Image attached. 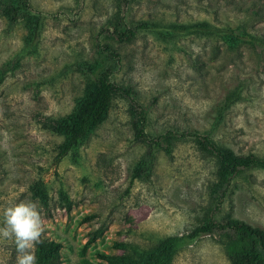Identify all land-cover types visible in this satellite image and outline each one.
I'll use <instances>...</instances> for the list:
<instances>
[{
	"label": "rangeland",
	"instance_id": "374dc122",
	"mask_svg": "<svg viewBox=\"0 0 264 264\" xmlns=\"http://www.w3.org/2000/svg\"><path fill=\"white\" fill-rule=\"evenodd\" d=\"M28 1L44 16L32 54H20L24 24L0 16V72L7 68L0 73V226L7 207L38 201L42 239L61 245L63 264L150 249L209 219L264 230V169L239 173L222 195L214 159L187 137L208 135L237 155L264 157V0ZM205 23L243 30L258 43L228 52L220 39L189 28ZM141 25L131 41H118L116 26ZM105 46L118 57L107 59ZM95 60L132 94L115 96L105 120L58 160L64 136L48 126L76 109L88 83L77 68ZM235 92L240 100L219 117L218 106ZM140 111L145 134L173 136L171 154L157 151L144 180L133 178L147 159L135 134ZM0 264H16L13 241L0 239ZM170 264L229 263L216 237L204 236L184 239Z\"/></svg>",
	"mask_w": 264,
	"mask_h": 264
},
{
	"label": "trees",
	"instance_id": "16d2710c",
	"mask_svg": "<svg viewBox=\"0 0 264 264\" xmlns=\"http://www.w3.org/2000/svg\"><path fill=\"white\" fill-rule=\"evenodd\" d=\"M0 16L5 18L11 26L24 24L26 34L24 47L21 49L20 54H32L40 41L44 23L43 14L35 11L28 0H0ZM145 27L141 25L134 30L127 29L123 31L116 26L115 35L118 41L129 42L134 38L136 30ZM189 28L193 29L194 33H204L208 37L220 39L228 52L238 51L244 45H254L256 41L258 43L254 36L243 30L228 27L217 28L207 23L197 24ZM260 42L264 46V41ZM103 50L102 52L106 54L107 59L111 58L113 60L118 57L117 53L108 46H105ZM5 68L0 72L2 76L7 73V68ZM77 70L85 74L88 82L84 96L78 99L76 109L72 113L52 120L48 126L53 133L64 136V140L58 146V160L75 151L93 130L105 120L115 96L130 97L132 94L130 89L116 86L111 81V71L102 69L101 62L98 60L83 62ZM240 97L239 92L227 96L217 108L219 117L231 105L240 100ZM143 114L144 112L140 111L142 119L138 120L139 126H135L136 138L147 146V159H144L133 176L134 179L140 180L146 178L145 174L149 171L157 151L164 150L167 155L171 154V139L173 138L169 133L155 137L145 134L142 126ZM187 137L197 143L200 151L214 159L215 175L218 180V184L215 186L218 191H221L222 195H225L226 187L239 173L251 169H264V157L252 154L237 155L231 149L212 141L208 135L199 136L197 133H191ZM222 187H224L223 190ZM38 193L37 195L44 201L43 191ZM65 207L70 210L71 204L66 202ZM92 217L94 215L87 217L85 220ZM102 234V228L90 232L88 243L95 242ZM204 236L216 237V241L223 248L229 264H264V230L236 219L206 220L193 228L186 236L166 237L150 249H133L122 256L100 254L98 257L105 262L98 264H170L184 239L193 241ZM60 250L61 245L59 243L44 241L36 249L38 264H63Z\"/></svg>",
	"mask_w": 264,
	"mask_h": 264
},
{
	"label": "clouds",
	"instance_id": "9594fccd",
	"mask_svg": "<svg viewBox=\"0 0 264 264\" xmlns=\"http://www.w3.org/2000/svg\"><path fill=\"white\" fill-rule=\"evenodd\" d=\"M0 239L15 244L16 264H38L36 247L44 243V221L38 201H21L3 211Z\"/></svg>",
	"mask_w": 264,
	"mask_h": 264
}]
</instances>
